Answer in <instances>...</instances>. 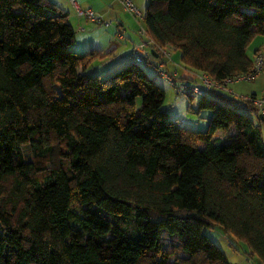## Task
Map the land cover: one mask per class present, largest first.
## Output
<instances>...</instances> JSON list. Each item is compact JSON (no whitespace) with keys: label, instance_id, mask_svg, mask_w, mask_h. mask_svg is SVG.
<instances>
[{"label":"trees","instance_id":"16d2710c","mask_svg":"<svg viewBox=\"0 0 264 264\" xmlns=\"http://www.w3.org/2000/svg\"><path fill=\"white\" fill-rule=\"evenodd\" d=\"M144 24L185 68L224 82L253 69L264 0H150ZM75 43L52 0H0V264H230L206 226L264 264L254 105L188 97L211 117L206 131L182 127L141 66L158 71L159 51L103 77L89 68L108 54Z\"/></svg>","mask_w":264,"mask_h":264},{"label":"crops","instance_id":"0c3cea01","mask_svg":"<svg viewBox=\"0 0 264 264\" xmlns=\"http://www.w3.org/2000/svg\"><path fill=\"white\" fill-rule=\"evenodd\" d=\"M52 1L68 14V20L76 32V43L74 45L76 51L86 53L96 50L104 55L108 54L107 57L96 60L89 68V71L106 77L131 62L133 48L142 42V38H139L133 32L134 27L128 24L130 21L134 24L135 22L132 16L126 12L121 0ZM79 10H92L111 24L109 26L95 24L89 21L86 16H81L78 12ZM121 31H125L123 38L119 36ZM263 44L264 37H257L249 49L254 52L258 49L261 50ZM157 59L160 58L157 57ZM174 60L175 62L170 65L169 63L167 64V66H171L170 69L166 66L170 72L176 68V65L183 66L178 52L175 53ZM260 77L264 78V72ZM181 79L184 80L183 83L197 85V82L185 72L181 74Z\"/></svg>","mask_w":264,"mask_h":264},{"label":"rangeland","instance_id":"374dc122","mask_svg":"<svg viewBox=\"0 0 264 264\" xmlns=\"http://www.w3.org/2000/svg\"><path fill=\"white\" fill-rule=\"evenodd\" d=\"M134 4L143 12L146 13L147 6L150 0H132ZM133 18V17H132ZM135 24L130 21L128 24L134 27V33L138 35L141 25L133 18ZM264 51V44L261 48ZM248 56L251 58L253 63H255V52L252 49L248 50ZM160 59H156V65L160 63ZM154 62V63H155ZM173 63L170 62L169 65ZM181 64V63H180ZM157 65V66H158ZM167 66L168 69L171 66ZM147 74L156 80V82L163 87L166 92V98L164 102L163 109L171 115V119L174 122L183 121L180 125L182 127L194 130V131H206L209 125V119L211 117V113L207 110L199 111V99L190 100L188 97H182L181 99H176V89L172 86L165 78L161 77L158 74L157 69L154 66L142 64L141 65ZM181 66V65H180ZM166 67V70L170 72ZM185 72L188 76L190 75L192 78H195L194 72L188 68L182 66L181 69L178 70L179 78H177L178 83H183L184 80L181 79V74ZM264 72V71H263ZM262 72V73H263ZM172 73V72H170ZM261 73V74H262ZM259 77L254 81H239L234 82L229 85V88L233 90V92L237 96H247V95H264V78ZM197 85H200L199 80H196ZM191 106V107H190ZM251 118L256 122L257 117L255 113L248 112ZM262 131L264 134V123L262 124ZM234 130H231V132ZM227 133H223L222 131L217 135V140H226ZM1 227V224H0ZM203 232L209 236V238L216 243V245L225 253L228 260L231 264H263L262 260L258 255L251 254L248 249L242 243L232 241L220 227H204Z\"/></svg>","mask_w":264,"mask_h":264},{"label":"built area","instance_id":"2783aa9c","mask_svg":"<svg viewBox=\"0 0 264 264\" xmlns=\"http://www.w3.org/2000/svg\"><path fill=\"white\" fill-rule=\"evenodd\" d=\"M122 4L127 13H129L140 25L144 24L145 13H143L132 0H121ZM81 16H86L89 21L109 26L111 23L106 22L101 16L93 12L92 10H79L78 11ZM140 37L142 38V42L135 45L132 51L131 60L137 63H143L147 58L151 57L152 51H159L160 54V63L157 66L158 74L165 78L172 86L176 89V99H180L182 97H191L197 98L200 95H207L209 91H218L221 93L228 94L235 98H239L243 101L250 102L254 105L256 109L257 117H264V95L262 96H237L233 90L229 88V85L234 82L239 81H254L259 75L264 71V51L258 52L255 55V63L252 71L248 73H243L235 76L232 79H228L224 82H217L213 80L208 74L194 72L196 79L199 80L200 85H191L187 83H178L179 73L178 70L182 68L180 65H176V68L172 71V73L166 70V66L170 62H174L173 55L174 49L167 45L164 47H157L154 40L149 36L147 27L142 26L138 32ZM125 35V31H121L119 36L123 38ZM193 73V72H192Z\"/></svg>","mask_w":264,"mask_h":264},{"label":"water","instance_id":"95a60500","mask_svg":"<svg viewBox=\"0 0 264 264\" xmlns=\"http://www.w3.org/2000/svg\"><path fill=\"white\" fill-rule=\"evenodd\" d=\"M152 54H155V51H152ZM158 57V55H156V58ZM261 119L264 121V117H261Z\"/></svg>","mask_w":264,"mask_h":264}]
</instances>
